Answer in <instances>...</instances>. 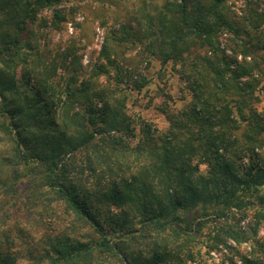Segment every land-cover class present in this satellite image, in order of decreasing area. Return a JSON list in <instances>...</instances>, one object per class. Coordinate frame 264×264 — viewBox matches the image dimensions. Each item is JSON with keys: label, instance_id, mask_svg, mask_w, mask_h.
<instances>
[{"label": "trees", "instance_id": "trees-1", "mask_svg": "<svg viewBox=\"0 0 264 264\" xmlns=\"http://www.w3.org/2000/svg\"><path fill=\"white\" fill-rule=\"evenodd\" d=\"M69 1L0 0V144L13 171L10 181L0 178V195L4 202L45 200L44 212L53 202L54 215L90 233L54 231L36 253L25 248L26 257L3 229L7 213L0 206V264H22V258L36 264H191L208 222L212 244L230 239L250 246V252L236 251L239 263L231 264H264V111L258 109L264 7L125 0L144 22L117 21L118 28L108 30L99 52L105 64L95 65L93 77H109L112 69L116 84L125 81L127 70L111 57L112 44L135 45L147 62L169 65L183 94L180 107L163 94L157 108L166 125L160 128L121 111L123 100L111 109L104 89L93 95L100 108L90 104L88 85H77V70L69 74L70 53L49 43L68 20L60 7ZM22 44L36 68L34 97L25 107L18 103L15 70V58L26 60ZM142 78L132 87L136 92L149 82ZM80 94L86 109L66 111ZM36 105L40 110L25 111ZM51 117L62 119L64 129L53 123L52 132L44 131ZM19 167L26 173L16 180Z\"/></svg>", "mask_w": 264, "mask_h": 264}, {"label": "rangeland", "instance_id": "rangeland-1", "mask_svg": "<svg viewBox=\"0 0 264 264\" xmlns=\"http://www.w3.org/2000/svg\"><path fill=\"white\" fill-rule=\"evenodd\" d=\"M245 2H254L259 7H264V0H231L230 4L234 3V7H238L244 5ZM158 3L160 1H157L155 5H158ZM60 8L65 9L68 13V20L64 24L61 33L50 35V47L55 51L58 46H61L70 53L69 74L73 73V69L77 70V85H80L79 83L88 85L87 95H89L90 104L96 103L97 109L100 108L101 105L96 102L97 98H94L93 95L104 89V94L107 96L106 99L109 101L111 109L117 105V101L121 102L123 100L124 108H120L121 111H126L131 116H140L160 128L164 127L166 122L158 112V105L164 100V95H168L173 102L166 100L167 103L169 105L173 104L174 107H180L183 94L181 93L182 83L169 65L163 69L156 61L147 62L143 59L140 49L135 45L122 43L115 46L112 44L110 55L123 70H127L125 81L122 85L116 84L113 80L115 71L112 69L109 71V77H93L95 65L105 64V60L99 55V52L108 30L112 27L118 28L117 21L130 23V21L138 20L144 22L142 14L130 13L131 7L126 4L125 0H71ZM70 10H74L73 14L70 13ZM151 11L152 6L146 7V12ZM22 45L20 55L26 60L20 63L21 58H15V63H17L15 70L20 86L18 103L25 107L29 98L34 97L30 87L34 85L36 68L32 59L33 52L27 50L25 44ZM221 47H225L224 40L221 41ZM225 52L228 53V51ZM137 73L142 74V77L149 81L140 92H136L132 88L134 84L143 81V78L138 76ZM63 76L66 77L67 74H63ZM26 79L29 82L25 83ZM80 95V101L74 104L72 109L67 107L66 111L78 109L84 111L86 109L85 107L89 102L84 101L85 97L82 94ZM39 107L40 105L31 106L30 108L27 106L25 111L31 110L33 112L36 109L38 111V109L40 110ZM41 107H43L42 104ZM258 109L264 111L263 97H261ZM26 121L29 122L30 120L27 118ZM53 123L59 124L61 130L65 127L62 119L51 117L43 122V126L46 125L47 127L43 128L44 131L52 132ZM71 126L69 124L70 128ZM31 128L33 132L38 129L36 125H32ZM7 156L8 153L5 147L0 144V178L2 181H10L13 173L11 168L6 166L3 159ZM25 173L26 169L19 167L16 180ZM44 201L35 202L32 205L31 202L22 203L13 197L12 200L4 202L0 195V206H3L4 213H7L6 216H3L1 224L11 237L15 249H21L24 256H26L25 248H30L36 253L45 243L47 235H52L54 231H66L65 228L72 229V234L77 237L90 233L89 230L81 229L76 223H71L69 217L58 213L54 215V212H52V209H55L53 202L47 207L48 212H44L42 209ZM212 227V223L208 222L207 226L203 228V235L200 238L202 242H199L195 248V250H199L198 259L191 264H231L230 260L239 263L237 262L236 251L240 253L250 252V246L247 243L237 244L230 239H227L224 244H212L208 241V235L213 231ZM259 235L264 238V226L259 231ZM204 243H208V245ZM20 263L36 264L27 258H22Z\"/></svg>", "mask_w": 264, "mask_h": 264}]
</instances>
